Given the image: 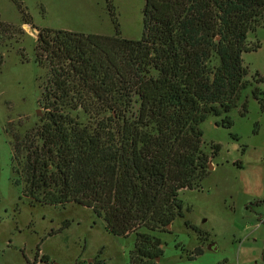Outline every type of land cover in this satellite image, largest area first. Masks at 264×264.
I'll use <instances>...</instances> for the list:
<instances>
[{"label":"trees","instance_id":"1","mask_svg":"<svg viewBox=\"0 0 264 264\" xmlns=\"http://www.w3.org/2000/svg\"><path fill=\"white\" fill-rule=\"evenodd\" d=\"M263 24L264 0H145L136 40L38 30L47 111L5 129L20 199L87 208L112 236L133 235L129 264H154V233L182 216L179 193L200 188L219 151L205 154L199 126L213 115L230 128L250 84L241 55L259 48L246 37ZM263 82L256 73L251 96L264 111Z\"/></svg>","mask_w":264,"mask_h":264},{"label":"rangeland","instance_id":"2","mask_svg":"<svg viewBox=\"0 0 264 264\" xmlns=\"http://www.w3.org/2000/svg\"><path fill=\"white\" fill-rule=\"evenodd\" d=\"M144 6L145 0H0V264L130 263L133 235L112 236L89 209L20 199L5 129H30L47 111V70L34 63L38 30L113 36L117 29L120 37L136 40ZM24 14L32 26L22 24ZM246 43L259 44L241 55L251 85L227 114L230 128L221 126L224 116L209 115L200 124L205 154L213 145L219 151L200 188L179 193L182 216L154 233L162 249L154 264H237L242 227L259 216L264 222V111L251 96L254 75L264 78V24L247 34ZM257 87L264 94V82ZM254 200L260 203L246 211Z\"/></svg>","mask_w":264,"mask_h":264},{"label":"crops","instance_id":"3","mask_svg":"<svg viewBox=\"0 0 264 264\" xmlns=\"http://www.w3.org/2000/svg\"><path fill=\"white\" fill-rule=\"evenodd\" d=\"M251 197L255 198L254 195ZM245 210H249V206H246ZM261 221L259 216L255 222L246 223L242 227L241 232L244 233V239L238 241L237 264H264V222Z\"/></svg>","mask_w":264,"mask_h":264},{"label":"water","instance_id":"4","mask_svg":"<svg viewBox=\"0 0 264 264\" xmlns=\"http://www.w3.org/2000/svg\"><path fill=\"white\" fill-rule=\"evenodd\" d=\"M211 167H212V165H211V164H209V169H211Z\"/></svg>","mask_w":264,"mask_h":264}]
</instances>
